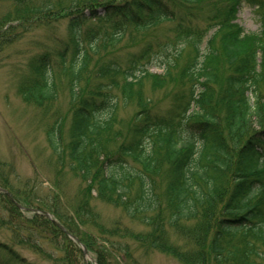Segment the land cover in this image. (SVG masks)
<instances>
[{
	"label": "trees",
	"instance_id": "trees-1",
	"mask_svg": "<svg viewBox=\"0 0 264 264\" xmlns=\"http://www.w3.org/2000/svg\"><path fill=\"white\" fill-rule=\"evenodd\" d=\"M177 1L179 8L176 0H72L68 8H61V12L69 10L62 16L75 42L64 68L71 76L74 109L68 146L71 169L84 182V194L90 197L95 192L98 199L120 208L128 218L144 215L140 223L147 232L134 236L141 245L184 264H264V197L254 203L264 195V0H213L202 14L198 12L202 8L196 7L200 0ZM245 5L260 16V33H247L237 24ZM54 8L53 4L32 3L16 8L14 19L20 24L37 17L41 20L54 14ZM90 19L104 24L105 32L89 31L83 38L89 47H82L78 39ZM166 22L172 24L169 34L158 42L159 36L152 34V40L140 45L125 69L110 58L102 62V75L97 74L110 82L107 76L122 70V88L131 94L133 86L149 74V66L164 68L169 74L188 51L180 75L191 84L189 101L167 115L153 113L151 100L142 102L144 111L137 113L131 127L134 137L116 155L109 148L112 139H105L112 135L118 105L105 92V88L111 90L110 84L93 83L80 90L79 83L91 78V58L102 46L119 42L128 27L148 32ZM67 54L66 49L58 55L64 65ZM55 88L51 57L40 55L31 64L21 95L42 104L54 97ZM105 110L108 118L102 119ZM147 113L152 116L143 118ZM60 132L58 128L49 133V142L58 153ZM88 135L99 146L95 141L88 148ZM127 158L139 164V170L131 168ZM0 187L28 209L20 210L11 197L0 193V229L9 232L13 241H0V264H35L20 248L41 255L48 253L44 243L61 248L60 264H73L70 256L75 251L83 255L53 221L31 209L49 212L88 251L97 252L91 246L92 236L76 231L81 210L99 232L112 237L130 232L121 224L113 231L104 230L88 203L78 198L72 212H67L57 189L41 197L28 185L24 191H15L7 179H0ZM177 226V232L187 233L190 250L185 246L179 251L168 244L166 232ZM111 260L101 255L98 264Z\"/></svg>",
	"mask_w": 264,
	"mask_h": 264
},
{
	"label": "rangeland",
	"instance_id": "rangeland-1",
	"mask_svg": "<svg viewBox=\"0 0 264 264\" xmlns=\"http://www.w3.org/2000/svg\"><path fill=\"white\" fill-rule=\"evenodd\" d=\"M70 1L72 0H0V163L3 164L0 165V179H7L15 191H24V186L28 185L30 188H34L41 197L57 189L63 205L68 208L67 212H72L71 208L78 198V201L88 203L93 213L100 218L104 230L113 231L119 224L130 228V232H117L112 237L109 232H99L100 230L96 229L92 222L87 223L86 216H83L85 212L81 210L78 219L81 224L76 231L87 232L89 236H92L91 246L97 252H101L105 260L106 256L112 259L110 264H184L167 253L154 251L135 240L134 236H140L139 232H147L140 223L142 218H145L144 215L141 218H128L120 208L98 199L95 192L90 197L84 194V182L71 169L68 146L72 137L74 109L70 93L71 76L69 71L64 68L69 65L75 42L69 34L68 20L62 16H66L69 10L61 12V8L70 6ZM212 1L200 0L196 7L202 9H198V12L202 14L206 9H210L211 5L208 3ZM32 3H36L38 6H44L45 3L53 4L55 12L52 15L48 13L49 15L41 17V20L37 17L30 23L20 24L15 21L16 8H23L32 5ZM176 4L179 8L177 0ZM183 8L188 7L184 5ZM76 11L72 9L73 13ZM96 12L101 14L102 9L98 8ZM237 18V24L247 33L262 31L260 16L256 13L255 8L245 5L238 13ZM171 25L166 22L157 28H151L148 32L128 27L119 42L102 46L98 55H92L91 78L88 82L81 81L79 83L81 84L80 90L84 89L86 85L92 86L93 83L96 86L102 83L110 84L109 89L111 90L105 88V92L110 98L115 99L118 105L112 135L105 136V139L108 137L112 139L109 148L116 155L117 149L134 137L131 127L137 113L144 111L142 102L151 100L150 108L153 113L167 115L174 107L189 101L191 84L188 78H182L180 71L185 67L186 58L190 56V52L187 51V55L181 58L180 63L176 68L171 69L169 74L165 72L164 68L156 65L149 66V74L146 76L144 74L145 77L143 76L141 84L137 82L133 86L131 94H125L122 88L125 81V76L121 73L122 70L110 74L113 80L112 77L107 76L110 78V82L108 79H101L102 62L113 58L125 69L133 54L139 52L141 44L151 41L152 34L159 36L157 42L162 40L169 34L168 30ZM97 29L104 35L105 25L97 23L95 19H90L83 26L82 38L78 39L81 41L82 47H89V44L87 45L85 42L86 39L83 41L84 36L89 31ZM201 48H205V44ZM66 49L68 54L64 65L58 55ZM44 54H49L51 57L56 88L54 97L40 104L25 100L20 90L26 76L30 75L32 62ZM107 112L108 110L103 111L104 114L100 117L108 118ZM149 115L152 116L147 113L143 118ZM139 127H143V125L141 124ZM58 128L61 131L59 151L61 153L56 152L49 142V133ZM88 137V148L91 149L96 139H92L91 135ZM96 146L99 144L97 143ZM127 162L131 168L139 170V164L130 158H127ZM159 182L162 184V181ZM136 184H134V188L137 186ZM133 187L131 191H134ZM263 197L264 195L256 197L254 203H261L260 199ZM179 227L168 229L166 232L167 242L179 251H182L180 248L184 249L185 246L190 250L191 247L186 243L187 233L177 232ZM228 240L232 242V239ZM0 241L8 244L13 242L11 234L2 229H0ZM71 242L76 243L73 240ZM44 245L48 253L39 255L20 248L21 254L35 264H60L58 257L63 256L61 248L56 244L44 243ZM76 245L78 248L81 247L77 243ZM83 246L87 248L85 244ZM88 252V257L85 259L83 255L75 251L70 256L71 261L73 264H98L101 255L92 250ZM186 252L188 251L186 250Z\"/></svg>",
	"mask_w": 264,
	"mask_h": 264
},
{
	"label": "water",
	"instance_id": "water-1",
	"mask_svg": "<svg viewBox=\"0 0 264 264\" xmlns=\"http://www.w3.org/2000/svg\"><path fill=\"white\" fill-rule=\"evenodd\" d=\"M6 192V191H4ZM7 193V192H6ZM45 215L49 218V219H52L51 216L48 214V213H45ZM56 223V222H55ZM62 230H64V228L62 226H60L58 223H56ZM84 253L86 254V250L84 249Z\"/></svg>",
	"mask_w": 264,
	"mask_h": 264
}]
</instances>
